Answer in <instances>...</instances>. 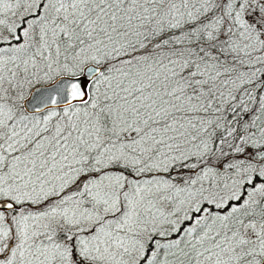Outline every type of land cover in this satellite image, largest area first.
<instances>
[{"label": "snow or ice", "instance_id": "obj_1", "mask_svg": "<svg viewBox=\"0 0 264 264\" xmlns=\"http://www.w3.org/2000/svg\"><path fill=\"white\" fill-rule=\"evenodd\" d=\"M0 264H264V0H0Z\"/></svg>", "mask_w": 264, "mask_h": 264}]
</instances>
